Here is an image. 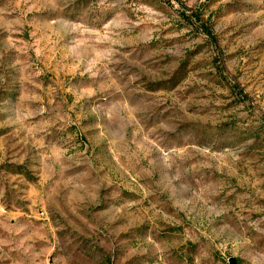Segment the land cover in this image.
I'll return each mask as SVG.
<instances>
[{"label":"rangeland","instance_id":"374dc122","mask_svg":"<svg viewBox=\"0 0 264 264\" xmlns=\"http://www.w3.org/2000/svg\"><path fill=\"white\" fill-rule=\"evenodd\" d=\"M0 264H264V0H0Z\"/></svg>","mask_w":264,"mask_h":264}]
</instances>
